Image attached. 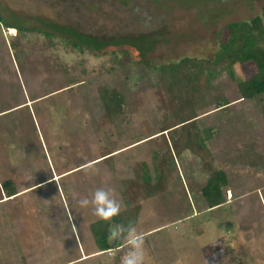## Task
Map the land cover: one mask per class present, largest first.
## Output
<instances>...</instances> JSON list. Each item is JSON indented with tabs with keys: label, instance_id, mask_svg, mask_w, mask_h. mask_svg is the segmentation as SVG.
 Instances as JSON below:
<instances>
[{
	"label": "rangeland",
	"instance_id": "374dc122",
	"mask_svg": "<svg viewBox=\"0 0 264 264\" xmlns=\"http://www.w3.org/2000/svg\"><path fill=\"white\" fill-rule=\"evenodd\" d=\"M263 6L0 0V187L10 180L16 191L8 198L0 189V264H121L126 240L100 252L90 232L101 188L120 212L140 206L133 228L145 264H264V170L255 179L264 95L238 91L253 64L229 69L219 53L211 62L225 25ZM56 26L102 49L79 51L54 36ZM104 86L123 96L113 119L99 98ZM209 161L231 182L214 209L201 195ZM233 187L250 193L230 198Z\"/></svg>",
	"mask_w": 264,
	"mask_h": 264
},
{
	"label": "trees",
	"instance_id": "16d2710c",
	"mask_svg": "<svg viewBox=\"0 0 264 264\" xmlns=\"http://www.w3.org/2000/svg\"><path fill=\"white\" fill-rule=\"evenodd\" d=\"M264 6L260 15H256L249 20L234 21L225 25L226 36L224 41L219 43V50L215 54V58L211 62H217V54H220L222 63H226L230 69L234 65H241L251 63L255 67V72L246 79L238 81V91L243 99L260 100L264 95ZM64 29V30H63ZM55 27L54 35L56 38L62 39L67 45L76 48L79 51H84L87 48L95 50L98 44L95 39L82 36L70 28ZM48 32L50 30L46 29ZM54 31V30H53ZM60 32V33H57ZM68 35L67 38L62 34ZM50 36V37H54ZM81 37V38H80ZM106 45V43H105ZM103 45V47L105 46ZM146 49L145 51H147ZM141 52V53H145ZM218 54V55H219ZM184 59H181L182 62ZM189 60L187 59V62ZM99 98L102 103L105 117L113 119L122 112L123 96L116 89L101 87L99 89ZM264 116V107H261ZM209 157V156H208ZM208 160H210L208 158ZM209 173L205 184L201 188V195L205 200L208 209H213L223 205L226 201L223 189L228 184V177L222 169L212 167L209 161ZM4 196L10 198L16 195L13 183L10 180L2 182L0 187ZM140 206L131 207L119 213V215L112 218L110 221H103L101 219L94 221L90 225V232L93 241L98 251L107 252L109 250H118L124 245V240L111 241L109 239L110 230L116 226H123L125 228L134 227L139 213Z\"/></svg>",
	"mask_w": 264,
	"mask_h": 264
},
{
	"label": "clouds",
	"instance_id": "9594fccd",
	"mask_svg": "<svg viewBox=\"0 0 264 264\" xmlns=\"http://www.w3.org/2000/svg\"><path fill=\"white\" fill-rule=\"evenodd\" d=\"M79 203L82 207H86L89 201L83 199ZM91 203L95 206V215L103 221L112 220L121 210L112 193L103 188L94 192ZM109 239L114 242L126 240L128 251L122 257L121 264H145L144 239L134 228L116 226L110 230Z\"/></svg>",
	"mask_w": 264,
	"mask_h": 264
},
{
	"label": "crops",
	"instance_id": "0c3cea01",
	"mask_svg": "<svg viewBox=\"0 0 264 264\" xmlns=\"http://www.w3.org/2000/svg\"><path fill=\"white\" fill-rule=\"evenodd\" d=\"M227 103L228 102H226V101H224V103L223 104H219V105H217V107H224V106H226L227 105ZM210 142V141H209ZM199 143H200V145H202L203 146V148H205L206 146L204 145V140L203 141H201V140H199ZM210 151V150H209ZM211 152V151H210ZM212 153V152H211ZM263 154V152H260V151H258V155H259V159H260V161L262 160L263 161V156H264V154ZM261 169L260 170H258V171H256V173H255V176H256V178L255 179H258V177H259V175L261 174V171L262 170H264V167L262 168V167H260ZM217 169V168H216ZM257 169H259V168H257ZM223 170V169H222ZM224 171V170H223ZM226 173V172H225ZM227 174V177H228V184H227V186L231 183L230 182V180H229V175H228V173H226ZM240 177V176H239ZM227 186H225L224 188H226ZM239 186V185H238ZM237 190V193L235 192ZM253 192H255V187L253 188V190H252ZM223 192H224V190H223ZM233 192H234V194H233ZM228 195H230L231 197L230 198H232V196L234 197V195H235V199H237V198H240V197H244V196H246V195H248L250 192H249V190H241V188H239V189H236V188H234L233 187V189L232 190H229L228 192ZM224 195H225V193H224ZM226 199V198H225ZM234 199V200H235ZM261 200L260 201H262V202H264V197L262 198V196H261V198H260ZM227 201H225V203H226ZM230 202H232V200H230ZM224 203V204H225ZM223 204V205H224ZM222 206V205H221ZM220 207V206H219ZM217 208V207H216ZM214 209V208H213ZM161 229V228H160ZM160 229H151L152 230V232H154V231H156L157 230V232L160 230ZM151 231H148L147 233H144L145 235H148V233H150ZM138 233H141V232H138ZM144 235V236H145Z\"/></svg>",
	"mask_w": 264,
	"mask_h": 264
}]
</instances>
